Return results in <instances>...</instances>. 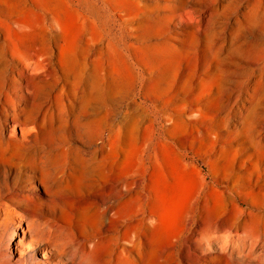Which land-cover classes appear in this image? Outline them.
<instances>
[{"label": "bare ground", "instance_id": "bare-ground-1", "mask_svg": "<svg viewBox=\"0 0 264 264\" xmlns=\"http://www.w3.org/2000/svg\"><path fill=\"white\" fill-rule=\"evenodd\" d=\"M190 1L122 0L135 7L122 9L130 40L122 57L141 83L152 85L168 75L175 44L182 41L176 24L199 26ZM56 12L54 7L39 13L55 32ZM100 28L95 14L91 36L64 47L58 35L36 45L0 36V231L15 226L13 252L1 254L5 264H38L36 252L39 264H243L234 261L230 244L219 247L222 240L218 245L209 225L187 226L173 236L178 224L173 198L158 196L152 181L122 182V168L107 163L106 149L111 133L117 136L122 111L108 98L104 75L110 46L98 37ZM131 51L142 58L132 60ZM44 198L51 203L47 211ZM57 198L83 205L85 227L74 224L68 206ZM244 224L250 240L264 237L261 227Z\"/></svg>", "mask_w": 264, "mask_h": 264}, {"label": "rangeland", "instance_id": "rangeland-1", "mask_svg": "<svg viewBox=\"0 0 264 264\" xmlns=\"http://www.w3.org/2000/svg\"><path fill=\"white\" fill-rule=\"evenodd\" d=\"M144 2L152 4V0ZM189 4L201 26L176 24L175 32L183 33L173 49L172 67L152 85L138 81L122 57L123 44L130 42L122 9H135L130 2L0 0V36L36 45L58 35L64 47L71 39L91 36L96 14L98 37L110 46L104 75L108 98L122 111L117 136L111 133L106 149L107 163L122 168V182L152 181L158 196L173 198L178 224L173 225L172 235L209 225L218 245L222 240L219 247L227 243L229 252L235 251V262L264 264V237L250 240L244 227L245 222L254 223L264 233V0H191ZM54 7L56 32L50 20L39 14ZM138 52L132 53V60L142 58ZM145 95L152 99L144 100ZM150 165L154 166L147 170ZM44 200L47 211L51 203ZM56 201L68 206L75 225L85 227L80 202ZM14 229L10 225L0 231V264H5L1 254L14 250L10 236ZM245 247H252V252ZM34 257L38 264L42 261L37 252Z\"/></svg>", "mask_w": 264, "mask_h": 264}]
</instances>
